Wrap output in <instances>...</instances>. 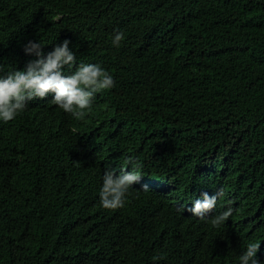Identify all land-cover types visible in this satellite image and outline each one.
I'll return each mask as SVG.
<instances>
[{
	"label": "trees",
	"instance_id": "trees-1",
	"mask_svg": "<svg viewBox=\"0 0 264 264\" xmlns=\"http://www.w3.org/2000/svg\"><path fill=\"white\" fill-rule=\"evenodd\" d=\"M65 39V75L98 64L115 86L80 120L49 93L0 121V264H240L250 242L264 264V0H0V76ZM129 156L141 178L104 209Z\"/></svg>",
	"mask_w": 264,
	"mask_h": 264
},
{
	"label": "clouds",
	"instance_id": "clouds-1",
	"mask_svg": "<svg viewBox=\"0 0 264 264\" xmlns=\"http://www.w3.org/2000/svg\"><path fill=\"white\" fill-rule=\"evenodd\" d=\"M123 39V32H116L112 43L118 47ZM69 44L70 41L65 39L45 56L40 42H27L25 53L35 55L37 59L29 61L23 70L10 71L0 76V121L7 123L13 120L30 101L36 98L44 99L49 93L54 94L51 100L54 105L80 120L91 109L96 93L115 86L113 76L98 64L79 63L75 71L65 75L64 67L72 69L76 62V55ZM127 162L133 169L130 172L122 169L118 176L113 170L103 173L99 199L104 209L115 210L124 207L129 188L141 178L138 172L139 161L134 156H129ZM143 190L147 191L149 188L145 185ZM222 195L223 189L211 196L204 192L187 211L204 220L215 208L217 198ZM233 212L232 207H227L225 211L214 216L211 219L213 227H219ZM259 247L258 243H248L246 250L239 257L240 264H260L256 257Z\"/></svg>",
	"mask_w": 264,
	"mask_h": 264
},
{
	"label": "bare ground",
	"instance_id": "bare-ground-1",
	"mask_svg": "<svg viewBox=\"0 0 264 264\" xmlns=\"http://www.w3.org/2000/svg\"><path fill=\"white\" fill-rule=\"evenodd\" d=\"M145 169V168H144ZM65 177V176H64ZM59 181V180H58ZM52 187V186H51ZM74 190V189H73Z\"/></svg>",
	"mask_w": 264,
	"mask_h": 264
}]
</instances>
